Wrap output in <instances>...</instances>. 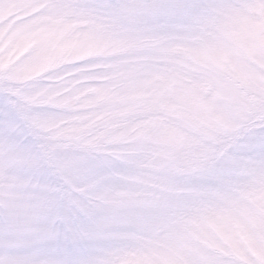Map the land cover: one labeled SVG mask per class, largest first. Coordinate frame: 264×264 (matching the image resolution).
Instances as JSON below:
<instances>
[{
  "label": "snow or ice",
  "instance_id": "1",
  "mask_svg": "<svg viewBox=\"0 0 264 264\" xmlns=\"http://www.w3.org/2000/svg\"><path fill=\"white\" fill-rule=\"evenodd\" d=\"M0 264H264V0H0Z\"/></svg>",
  "mask_w": 264,
  "mask_h": 264
}]
</instances>
